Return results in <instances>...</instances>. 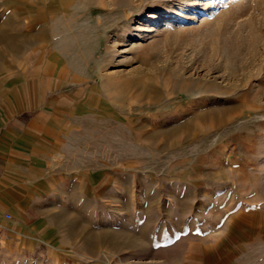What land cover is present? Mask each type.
I'll list each match as a JSON object with an SVG mask.
<instances>
[{
	"label": "rangeland",
	"instance_id": "1",
	"mask_svg": "<svg viewBox=\"0 0 264 264\" xmlns=\"http://www.w3.org/2000/svg\"><path fill=\"white\" fill-rule=\"evenodd\" d=\"M54 14L75 50L88 35L77 79L17 25ZM6 77L87 104L73 158L95 181L55 196L54 242L18 264H264V0H0Z\"/></svg>",
	"mask_w": 264,
	"mask_h": 264
},
{
	"label": "crops",
	"instance_id": "2",
	"mask_svg": "<svg viewBox=\"0 0 264 264\" xmlns=\"http://www.w3.org/2000/svg\"><path fill=\"white\" fill-rule=\"evenodd\" d=\"M1 80L7 87L0 94V255L18 264L54 242L47 209L61 207L55 196L78 186L89 193L95 181L73 158L81 160L84 126L78 124L87 115V104L73 101L78 94L60 90L40 98L36 87L43 90L46 82L37 79L27 101L16 89L18 78Z\"/></svg>",
	"mask_w": 264,
	"mask_h": 264
},
{
	"label": "bare ground",
	"instance_id": "3",
	"mask_svg": "<svg viewBox=\"0 0 264 264\" xmlns=\"http://www.w3.org/2000/svg\"><path fill=\"white\" fill-rule=\"evenodd\" d=\"M122 2V1H121ZM205 4V3H204ZM206 5V4H205ZM191 6V4H187V7ZM124 10V9H123ZM81 14H76V19L79 20V23H82L84 19L88 17L86 11H80ZM124 12V11H123ZM57 14H54L51 18V27H44L40 28L38 31H35L37 27L35 26V23L29 19V21H23L21 24H17L19 27H24L23 29L27 33V39H29L31 42H41L43 43V47L45 51L43 52L42 58L46 59V63L48 61L50 62H60L61 64L67 65V67L63 70H59L58 73L61 75H64L65 77L70 79H77L79 78L80 74H84L85 69L87 73V68L85 61L88 58V53L86 52L88 47L87 43L89 42L88 35L85 34H80L79 40L82 41L85 46L83 50L79 48L78 50H75L72 45V37H70L66 32H69L71 30V24L75 22L74 19H68L60 22L59 19H56ZM29 16V15H28ZM42 16V15H41ZM75 18V15H74ZM34 20V19H33ZM87 25V24H86ZM60 26H62V32L61 34H56L57 29L60 31ZM52 31V36L49 35V33H46V29ZM37 45V44H36ZM47 45H52V48H57L59 52H50L47 48ZM36 57V56H35ZM49 62V63H50ZM52 68V67H51Z\"/></svg>",
	"mask_w": 264,
	"mask_h": 264
},
{
	"label": "built area",
	"instance_id": "4",
	"mask_svg": "<svg viewBox=\"0 0 264 264\" xmlns=\"http://www.w3.org/2000/svg\"><path fill=\"white\" fill-rule=\"evenodd\" d=\"M5 217L8 219L10 218V214H5Z\"/></svg>",
	"mask_w": 264,
	"mask_h": 264
}]
</instances>
